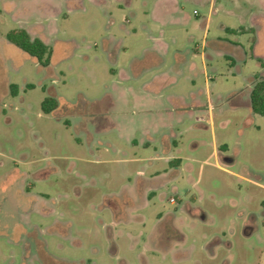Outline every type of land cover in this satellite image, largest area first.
<instances>
[{
	"label": "rangeland",
	"instance_id": "obj_1",
	"mask_svg": "<svg viewBox=\"0 0 264 264\" xmlns=\"http://www.w3.org/2000/svg\"><path fill=\"white\" fill-rule=\"evenodd\" d=\"M203 1L0 0V264H264V116L247 104L250 79L264 78V0L222 3L227 15L216 5L207 41L240 48L207 60L215 137L186 121L180 166L148 167L154 147L134 154L133 104L110 100L117 65L105 49L150 47L125 30L158 13L186 20L194 40L176 29L175 48L193 49L202 74ZM16 29L51 48L47 67L9 43ZM154 171L164 177L150 181Z\"/></svg>",
	"mask_w": 264,
	"mask_h": 264
},
{
	"label": "crops",
	"instance_id": "obj_2",
	"mask_svg": "<svg viewBox=\"0 0 264 264\" xmlns=\"http://www.w3.org/2000/svg\"><path fill=\"white\" fill-rule=\"evenodd\" d=\"M233 0H205L202 4L209 8V15L205 22L198 25L199 30H203L202 48L204 52L199 55L202 64V74L196 68L194 61V50L189 46L178 50V35L175 30L181 29L186 40L192 42L194 36L186 28V20L183 17L172 15L156 14L152 17V22L142 23L140 31L137 28L125 30L129 36L143 32L147 35L152 45L139 51V54L130 51L125 46L122 39H114L115 49H105V53L114 57L117 68L114 70V96L110 99L114 106L116 104H133L131 115H125L130 121V132L127 134L126 142L134 149V154L141 152V149L154 147V157L146 160L148 167L154 168L158 165L180 166L182 149L177 147L176 138L182 135L180 128L186 121L191 122L190 130L204 127L214 131V109L210 106L212 102L211 81L214 80L207 68V60L214 59L222 52V49L229 44L230 49L239 51L240 46L222 41L221 37L207 41L213 22L214 14L217 12L216 5L220 7V12L229 14L222 3ZM236 6L241 9V1H236ZM219 9V8H218ZM219 30L234 34V28L220 25ZM241 32L251 29L240 27ZM169 29H172V31ZM184 31V32H183ZM156 33V35H154ZM171 57V64L167 65L168 58ZM230 58V56H227ZM124 61V63H121ZM242 63L246 60L240 61ZM235 63V61H232ZM248 86V101L250 107V93L253 87V79H250ZM203 81V85L200 83ZM192 106V107H191ZM197 121V122H195ZM102 134V130H97ZM94 143V142H93ZM176 146V149L172 146ZM191 150V161H195V154L199 147ZM215 155L220 154L219 147L213 143ZM159 148V149H158ZM115 152L119 150L114 149ZM135 159L133 162H140ZM143 174L142 172L138 173ZM168 172H165V176ZM164 175L159 171L151 174L150 181L162 179Z\"/></svg>",
	"mask_w": 264,
	"mask_h": 264
},
{
	"label": "trees",
	"instance_id": "obj_3",
	"mask_svg": "<svg viewBox=\"0 0 264 264\" xmlns=\"http://www.w3.org/2000/svg\"><path fill=\"white\" fill-rule=\"evenodd\" d=\"M9 43L19 48L34 58L40 65L47 67L52 53L51 48L41 39L33 38L26 30L16 29L10 31L7 36ZM11 94L17 93L15 85L10 86ZM42 111L50 114L58 108L55 98L47 97L42 102ZM250 109L253 113L264 116V78L255 79L250 93Z\"/></svg>",
	"mask_w": 264,
	"mask_h": 264
}]
</instances>
